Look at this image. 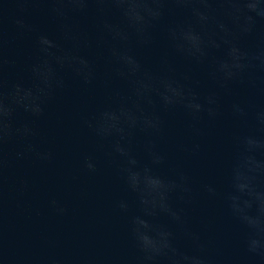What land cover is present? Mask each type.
<instances>
[{
	"label": "clouds",
	"instance_id": "1",
	"mask_svg": "<svg viewBox=\"0 0 264 264\" xmlns=\"http://www.w3.org/2000/svg\"><path fill=\"white\" fill-rule=\"evenodd\" d=\"M39 10L55 22L56 35L38 34L26 77L10 81L6 73L15 61L7 49L37 31L27 15ZM82 17L90 18V26L82 25ZM260 22L264 0H0V203L10 146H17V160L52 162L53 152L36 142L39 133L33 121L45 116L48 103L66 89L68 77L84 86L97 82V63L84 53L95 41L107 50L110 67L101 86L109 98L84 123L101 147L108 144L106 155L119 161L121 178L135 198L134 204L126 199L117 203L129 215V235L137 253L125 264H215L188 216L196 196L193 177L182 166L168 174L161 171L168 164L158 147L166 129L162 114L183 112L189 132L198 137L202 120L215 121L222 115L221 93L230 95L235 85L264 92ZM161 33L167 49L149 67L137 49H152ZM248 38L259 42L248 45ZM173 57L206 69L214 88L199 90L200 82L193 81L190 72L178 73ZM114 80L122 86L113 88ZM230 110L239 120L249 117L244 102H233ZM252 118V130L235 136L223 190L203 187L209 196L223 200L231 218L244 229L247 252L264 264V108L255 110ZM141 137L146 159L134 148ZM200 149L199 143L180 146L190 156ZM85 166L95 173V158L86 157ZM50 207L58 215L67 212L56 199ZM0 261L8 264L2 237ZM34 264L65 262L47 256Z\"/></svg>",
	"mask_w": 264,
	"mask_h": 264
},
{
	"label": "water",
	"instance_id": "2",
	"mask_svg": "<svg viewBox=\"0 0 264 264\" xmlns=\"http://www.w3.org/2000/svg\"><path fill=\"white\" fill-rule=\"evenodd\" d=\"M27 20L37 31L16 40L7 49L15 61L6 73L10 81L26 77L29 57L35 55L37 35H56V24L46 11H33ZM81 23L90 26V18L82 17ZM258 27L264 33V22ZM9 35L14 38V31L10 29ZM258 42L252 38L245 41L248 45ZM166 49L161 33L156 46L137 49V55L147 66L154 67ZM84 53L97 63V82L84 86L68 77L66 89L58 91L48 103L45 116L33 121L39 133L36 142L42 150L53 152L52 162L17 160L16 145L6 150L8 167L0 203V237L8 264H34L47 256L59 257L65 264H125L137 254L129 235V215L117 207L121 199L134 204L135 198L121 178L119 161L106 155L110 151L108 144L101 147L102 142L84 123L109 98L108 91L101 86L110 67L105 59L107 50L93 41L92 48ZM173 59L178 73L190 72L193 81L200 82L199 90L214 88L206 69ZM121 86L118 80L113 81V88ZM221 95L222 115L215 121L202 120L198 125L202 135L198 137L189 132L183 112L162 114L166 129L158 147L166 153L168 164L161 171L168 174L174 167L182 166L193 177L196 196L187 208L188 216L215 264H262L258 257L247 252L244 229L231 218L223 200L209 196L203 186L223 190L235 151V136L252 130L254 111L264 108V92L252 93L235 85L230 95ZM236 101L248 105L247 120L231 114L230 105ZM144 139L138 138L134 143L142 159H146L142 151ZM193 143L201 146L197 155L180 150L181 145L190 147ZM88 156L95 158V173L85 166ZM53 199L67 209L66 214L58 215L50 207Z\"/></svg>",
	"mask_w": 264,
	"mask_h": 264
}]
</instances>
